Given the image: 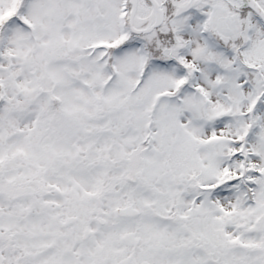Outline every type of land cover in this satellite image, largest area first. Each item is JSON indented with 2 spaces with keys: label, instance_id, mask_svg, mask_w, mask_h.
I'll return each instance as SVG.
<instances>
[{
  "label": "snow or ice",
  "instance_id": "6c2138e0",
  "mask_svg": "<svg viewBox=\"0 0 264 264\" xmlns=\"http://www.w3.org/2000/svg\"><path fill=\"white\" fill-rule=\"evenodd\" d=\"M0 264H264V0H0Z\"/></svg>",
  "mask_w": 264,
  "mask_h": 264
}]
</instances>
